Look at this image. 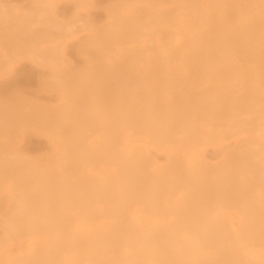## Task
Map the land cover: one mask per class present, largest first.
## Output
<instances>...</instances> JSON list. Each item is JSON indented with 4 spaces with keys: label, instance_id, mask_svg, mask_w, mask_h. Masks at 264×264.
I'll return each instance as SVG.
<instances>
[{
    "label": "bare ground",
    "instance_id": "1",
    "mask_svg": "<svg viewBox=\"0 0 264 264\" xmlns=\"http://www.w3.org/2000/svg\"><path fill=\"white\" fill-rule=\"evenodd\" d=\"M107 6L72 45L90 69L57 75L66 45L41 55L46 103L0 96V264H264V0Z\"/></svg>",
    "mask_w": 264,
    "mask_h": 264
},
{
    "label": "rangeland",
    "instance_id": "2",
    "mask_svg": "<svg viewBox=\"0 0 264 264\" xmlns=\"http://www.w3.org/2000/svg\"><path fill=\"white\" fill-rule=\"evenodd\" d=\"M4 1H6V2H4ZM7 1H8V3H7ZM24 1V2H23ZM28 1H31V0H0V6L2 7V8H4V9H2L1 7V9H0V11L1 10H3V11H1L2 13L1 14H4V15H6L7 17H6V19H5V21L3 22H1V20L2 19H0V32L2 31V28H3V24H5L4 26H5V29H4V31H3V35H5V34H9L10 32H12V30L14 31V33H15V35H14V41L13 40H11L10 38H12L13 36V34L14 33H12V34H10V36H5V38H4V40H3V37L1 36V34L2 33H0V36L2 37H0V46H2L1 44H4L6 41L5 40H7V37L11 40V42H9L8 43V41H10L9 39L7 40V42H6V44L8 43L9 44V47H10V43L12 44L11 45V49H9L8 47H6V46H8V45H6L5 46V44L3 45V46H5V48L4 47H2V49H1V47H0V73L2 72V74H5V72H6V70L9 68L10 69V72H9V74L7 73V74H5V75H2V74H0V96H4V97H6L7 96V98H9V96H11V98H10V100H11V103L12 102H15V101H12V100H15L14 99V97H15V93H19V94H21L22 96H25V97H27V95H28V97L27 98H29V97H33V96H38V98H39V101L41 100L40 98H45L44 100H46V102H47V94L45 93V91H44V87H45V85H43L42 86V82L40 81V80H43L44 78H46L45 77V75H50L52 72H51V70H50V68L53 66V70H56V68H59V69H61L62 68V70H61V72L65 69H67L66 67H68L70 70H72L71 68H75V67H77L78 69H79V67H80V65H82L81 67H83V66H87V67H89V69L91 68L90 66L91 65H85V64H82V63H86V62H83L84 60H83V58H81V57H79V58H77V57H75V55H76V50L78 49L79 51H78V53L80 54L81 53V51L82 50H80V49H82V47H80V46H82L83 44L82 43H85L86 41H87V43L89 42L88 41V39L90 40V38H91V32L90 31H88V30H84V27L85 26H83V25H86L87 23H91V22H93V20H94V22H97L98 24H100V22H102V21H100L99 22V20L100 19H102V20H104V18H105V20L102 22V23H105V22H107V20H108V11H106V7H108L107 5H109V3H111V0H108V1H105V0H69V3H68V0H60V4H59V0H40V1H38V0H32L33 2H30V3H36L35 4V6L34 7H32L34 4H29V2ZM71 1V2H70ZM74 1V3L72 4V2ZM78 1V2H77ZM105 1V2H104ZM2 2H4V3H2ZM10 2V3H9ZM21 2V3H20ZM25 2H27V4L28 5H30V6H27L26 4L24 5V3ZM77 2V3H76ZM91 2V3H90ZM93 2H94V4H93ZM102 2H104V3H102ZM59 4V5H58ZM22 5H24V7H22ZM86 5H87V7H86ZM97 5V6H96ZM100 5V6H99ZM74 6V7H73ZM93 6H95L94 8H93ZM18 7V8H17ZM45 7V8H44ZM90 8V10H89V8ZM6 8V9H5ZM55 8H56V10H58L57 12H56V10H55ZM72 8H73V10H72ZM92 8V9H91ZM103 8V9H102ZM42 9V10H41ZM47 9V13L46 12H44V10H46ZM50 9V10H49ZM51 9H53V10H51ZM85 9H87V10H85ZM95 9V10H94ZM99 9H102V10H99ZM27 10V11H26ZM63 10V11H62ZM84 10V12H81V11H83ZM91 10H93V11H91ZM97 10V11H96ZM22 11H25V12H22ZM34 11L36 12V13H34ZM41 11H43L45 14H47V18L44 20V21H42V23H44L45 24V22H47L46 23V25L47 24H49V25H45V27H43L44 28V30L42 29V31H44V32H42L41 33V28H39L40 26H44V24H42V25H40V24H37V25H40L39 27L37 26V28H38V32H36L37 30V28H32V26L34 25L33 24V20H34V18L37 16V14L39 13H43V12H41ZM87 11V12H86ZM61 12H63V14L65 15V19H64V15L62 16L61 15V18H60V14H61ZM71 12H73L72 14H70ZM78 12H81V14L80 13H78ZM86 12V13H85ZM30 13V15H28ZM53 13H56L55 15L53 14ZM90 14L91 15V17L88 15V14ZM78 14L79 15H81V16H78ZM107 16H106V15ZM84 15V16H83ZM72 16V17H71ZM89 16V17H88ZM94 17V19H93V17ZM71 17V18H70ZM60 18V19H59ZM69 18V19H68ZM87 18H92V20H90V19H87ZM79 19V21H81L80 23H81V25L80 26H78L80 23L77 21ZM86 19H87V21H86ZM107 19V20H106ZM13 20V21H12ZM89 20V21H88ZM31 21V23H30V25H29V22ZM73 21V22H72ZM19 22V23H18ZM57 22H66V23H75V22H78V23H75L76 24V27L77 28H75L73 31L71 30V33H69V34H63V32H62V30H61V27H59V29H57V30H59V37H57V32H52L51 31V33H50V31H48L47 30V28L46 27H49L50 28V30L52 29L53 30V28L55 29V30H53V31H56V28H58V27H55V25H56V23ZM83 22V23H82ZM6 23L9 25V28H7L6 27ZM12 25H11V24ZM20 23H22V24H24L25 25V27L23 28V26H21L22 28H21V30H19V31H16V30H14V28H15V26L16 25H14V24H17V27L20 29ZM31 24H33V25H31ZM50 24H52V25H54V26H51ZM78 24V25H77ZM7 25V26H8ZM12 26V27H11ZM51 26V27H50ZM16 27V28H17ZM29 28V31H30V29L32 28L33 30H31L32 31V34H30V33H28L29 31H28V28ZM34 27V26H33ZM53 27V28H52ZM82 27V28H81ZM46 28V29H45ZM23 29V30H22ZM81 29H83V30H81ZM18 30V29H17ZM45 30H47V31H45ZM6 31V32H5ZM10 31V32H9ZM17 32V34H16V32ZM20 31H22L21 33H20ZM35 33H34V32ZM61 31V32H60ZM82 31V32H81ZM85 31H88V32H86L85 33ZM26 32V33H25ZM47 34H49L48 36V38H47V41L45 42V38L47 37V35H46V33ZM79 32H81L80 34H79ZM39 33H41L40 35L41 36H43L42 34L44 33L45 35H46V37L45 36H43V38L41 37V39L39 40V39H37L36 40V35L38 36L37 38H40V35H39ZM62 35H61V34ZM74 33V34H73ZM75 33H76V35H75ZM77 33H78V35H77ZM7 34V35H8ZM23 35V34H26V39L24 38V37H19L18 38V36L19 35ZM27 34H29V35H27ZM33 34H34V37H33ZM53 34V35H52ZM54 34H55V37H53V38H50L51 36H54ZM88 34V35H87ZM18 35V36H17ZM30 35H32V36H30ZM75 35V36H74ZM86 35V37H84ZM23 36H25V35H23ZM30 36V37H29ZM62 36H63V38H62ZM16 37V38H15ZM31 38V39H29V38ZM61 37V38H60ZM72 37H73V39H72ZM24 38V40H27L26 42H28L29 40V42L30 43H32L33 41H37L38 42V44H40V45H32V44H30V43H26V45H25V42L23 41V40H20V39H23ZM62 39V41H60V39ZM65 38H68L67 40H65ZM77 38L79 39L80 38V40H77ZM82 38V39H81ZM1 39H2V41H3V43H1ZM32 39H34V40H32ZM44 39V40H43ZM51 39H53L52 41H54L55 39H57V40H55L53 43H55V45L57 44V48H56V46L54 45L53 46V43H52V41H50ZM64 40H65V42H64ZM15 41H18V43H20L21 42V45H20V47L22 48V47H24V45H25V47L23 48L24 49V51L22 50V49H20V48H18L19 46H17V49H16V47L14 46V44H13V42L15 43ZM41 41H43V42H45L44 43V45H46V44H50V45H47L49 48H47V46H42L43 45V42H41ZM60 41V42H59ZM76 41H78L77 42V44H80V46H76L75 45V42ZM34 42V43H35ZM51 42V43H50ZM58 42V43H57ZM17 43V44H18ZM63 44V46H61L62 44ZM87 43H85V44H87ZM17 44H15V45H17ZM22 44H23V46H22ZM84 44V45H85ZM33 46V48L34 47H36L35 48V50H33V48H32V46ZM52 45V46H51ZM67 45V47L68 48H66V50L64 51V53H63V50L62 51H60V52H62V55H63V57H59L60 58V60H59V58L58 57H56V58H51V59H53V60H51V63L50 64H52V66L51 67H48L49 65V59H48V57L49 56H51L50 55V53L52 54V52H54L55 50H60V48L61 49H63V47L64 46H66ZM72 45H73V47H75V48H77L76 50H74V48L72 47ZM75 45V46H74ZM12 46H14V47H12ZM28 46H30L29 48H27ZM42 46V47H41ZM47 48V49H45V50H47L45 53L44 52H41V51H39L40 52V59L41 60H39L38 61V59H37V55H38V50H40L41 48ZM55 49H54V48ZM79 47V48H78ZM8 50H7V49ZM26 48H27V50H26ZM39 48V49H38ZM53 48V49H52ZM28 49H32V53H30V50H28ZM38 49V50H37ZM43 49H42V51H43ZM6 50V51H5ZM9 50H11V52H10V55L8 54L7 55V53L9 52ZM17 50V51H16ZM36 50H37V52H36ZM44 50V51H45ZM53 50V51H52ZM16 51V52H15ZM26 51V52H25ZM35 51V52H34ZM4 52H5V56L6 57H4ZM12 52H15V55L14 54H12ZM27 53V54H26ZM28 53H30V55H28ZM34 53V54H33ZM11 54L13 55V56H11ZM26 54V56L25 57H22V56H24ZM37 54V55H36ZM79 54H77V55H79ZM41 55H43V57L41 56ZM47 55H49V56H47ZM76 55V56H77ZM32 58H34V59H30L31 57ZM35 56H37L36 57V60H35ZM45 56H46V58H45ZM66 58H65V57ZM10 57V58H9ZM45 60V62L46 61H48V62H46V63H48V64H46L45 62H44V64H46L47 65V68H44L43 69V61L44 60H42V58ZM26 58V59H25ZM30 60H29V59ZM66 59V61L64 60L63 62H67V66L65 65V68L63 67L64 65H61V66H58L57 64H62L63 62H61L62 61V59ZM22 59H24V60H22ZM33 60H35V61H33ZM58 60H59V62H61V63H59L58 62ZM70 60H71V63H70ZM19 61V62H18ZM40 61H42V63H41V65H42V67L40 68ZM54 61H55V63H54ZM18 62V63H17ZM34 62V63H33ZM37 62V63H36ZM11 65H10V64ZM31 63H33V64H31ZM37 64H38V66H37ZM8 65H10V66H8ZM15 65V66H14ZM54 65H57V67L56 66H54ZM78 65V66H77ZM13 66V67H12ZM34 66V67H33ZM45 66V65H44ZM46 67V66H45ZM80 67V68H81ZM5 68H7L6 70H3V69H5ZM64 68V69H63ZM74 68H73V70H74ZM84 68H86V67H84ZM8 69V70H9ZM23 70V72H22V70ZM48 69V70H47ZM82 69V71H85L86 69H83V68H81ZM81 69H79L80 71H81ZM39 72H38V71ZM41 70H43V71H41ZM49 72H47V71ZM50 70V71H49ZM68 70V69H67ZM75 70H77L76 68H75ZM87 70H88V68H87ZM4 71V72H3ZM13 71V72H12ZM16 71H18L17 73H16ZM21 72V74L22 75H20V72ZM57 71V70H56ZM55 71V72H56ZM8 72V71H7ZM43 72H45V73H43ZM47 72V73H46ZM51 72V73H50ZM55 72H53L52 74H55ZM15 73V74H14ZM40 73L42 74V75H44V76H42L43 77V79L42 78H40L41 76H39L38 77V75H40ZM58 73V74H57ZM57 75H61V76H63L61 73H60V71H57ZM14 74V75H13ZM36 74H38L37 76H36ZM7 75V76H6ZM18 75V76H17ZM6 76V77H5ZM36 77V78H35ZM47 78H49V76H47ZM45 80V79H44ZM6 81V82H5ZM5 82V83H4ZM8 82V83H7ZM39 82H41V83H39ZM46 82V83H45ZM47 82H48V80H45V81H43V84H47ZM3 83V84H2ZM36 84H37V86H36ZM41 84V85H40ZM41 87V88H38L39 86ZM15 86V87H14ZM31 87V88H29V87ZM16 87H20V88H16ZM25 87V88H24ZM27 87V88H26ZM8 88V89H7ZM13 88H14V91H13ZM16 88V89H15ZM34 88V89H33ZM35 88H37V89H35ZM43 88V89H42ZM6 89H7V91H6ZM10 89H12V90H10ZM22 89V90H21ZM24 89V90H23ZM19 90H20V92H19ZM27 90V91H26ZM35 90H36V92H35ZM9 91H13V92H15V93H13L12 94V92H10L9 94H8V92ZM29 91V92H28ZM2 92V93H1ZM26 93V94H23V93ZM6 94L7 93V95H4V94ZM35 93V94H34ZM37 93V94H36ZM3 94V95H2ZM31 94V95H30ZM34 94V95H33ZM13 95V96H12ZM4 97H2L1 99H0V102H8V103H10V101L9 100H6ZM4 98V99H3ZM43 99L40 101L41 103L43 102V103H46L45 101H44ZM30 133L31 132H28V135H26V137H25V141L27 142L28 140H31V142H32V144L34 145V147H36V148H38L39 150H42V149H45L44 148V141H45V139L43 138V135H41V136H36V135H34V134H31V136L32 137H30ZM34 135V136H33ZM30 137V139H29V137ZM35 143H37V144H35ZM18 144V142H16L15 143V146ZM15 146H14V148H12L13 147V145H12V149H15ZM18 146V145H17ZM16 146V147H17ZM39 146H40V148H39ZM11 151V150H10ZM27 154H28V156H31L32 157V155H33V153L31 152H27ZM35 155H37V154H35Z\"/></svg>",
    "mask_w": 264,
    "mask_h": 264
}]
</instances>
